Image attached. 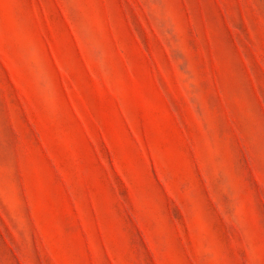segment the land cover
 Returning <instances> with one entry per match:
<instances>
[{
    "label": "rangeland",
    "instance_id": "374dc122",
    "mask_svg": "<svg viewBox=\"0 0 264 264\" xmlns=\"http://www.w3.org/2000/svg\"><path fill=\"white\" fill-rule=\"evenodd\" d=\"M0 264H264V0H0Z\"/></svg>",
    "mask_w": 264,
    "mask_h": 264
}]
</instances>
